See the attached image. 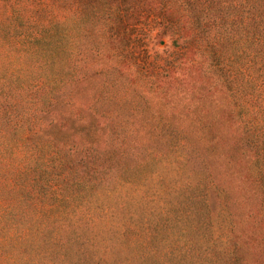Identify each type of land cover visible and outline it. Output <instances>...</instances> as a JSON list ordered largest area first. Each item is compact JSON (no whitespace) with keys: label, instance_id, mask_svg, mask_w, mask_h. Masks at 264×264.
<instances>
[{"label":"trees","instance_id":"1","mask_svg":"<svg viewBox=\"0 0 264 264\" xmlns=\"http://www.w3.org/2000/svg\"><path fill=\"white\" fill-rule=\"evenodd\" d=\"M180 1L190 24L194 19L202 33L210 35L202 52L205 58L182 57L186 86L179 92L185 111L193 110V116L200 104L192 91L194 72L203 75L207 70L206 78L211 76L212 85H217L223 70L218 62L236 63L238 50L229 55L222 48L240 43L239 27L248 64L260 70L252 91L264 87V0ZM115 5L112 11L106 0H0V264H130L147 255L130 250L124 254L145 240L109 238L112 224L105 215L110 208L82 202L93 193L101 197L99 182L77 170L87 159L92 160V171L97 170L96 163L113 157L115 150L104 148L101 136L107 127L95 121L106 118L93 106L99 79L75 78L76 62L85 61L82 51L94 33L103 38L102 21L111 26V20L119 19L118 24L128 28L127 23H136L144 11L155 10L150 3L140 9L136 0H117ZM89 82L97 85L92 95L87 93L93 88ZM72 86H77L76 92L67 94ZM200 114L189 121L188 113L180 115L186 131L204 143L217 141L224 174L234 172L238 178L244 174L242 200L252 202L253 192L264 202V142L252 146L247 157L231 156L219 125L206 124ZM230 264H236L233 256Z\"/></svg>","mask_w":264,"mask_h":264},{"label":"rangeland","instance_id":"2","mask_svg":"<svg viewBox=\"0 0 264 264\" xmlns=\"http://www.w3.org/2000/svg\"><path fill=\"white\" fill-rule=\"evenodd\" d=\"M106 2L114 11L117 0ZM147 3L155 10L144 11L136 23H127L128 28L119 25V19H110L111 26L102 21L103 38L94 33L82 51L85 61L76 62L75 78L99 79V87L93 84L96 88L89 82L93 88L87 93L92 95L95 88L93 106L106 117L95 121L106 124L104 148L115 150L113 157L96 163L97 170L92 171L90 159L78 167L79 174L90 175L100 185L101 197L93 193L82 202L110 208L105 215L112 224L109 238L145 240L135 250H124L147 253L130 264H230L232 256L236 264H264V202L253 192L252 202L243 201L244 174L226 176L225 161L216 153L218 142L196 140L180 118L188 113L189 121L202 113L206 124L219 125L231 156L247 157L252 146L263 145L264 87L252 91L260 70L248 64L242 27L237 30L240 43L222 48L229 55L238 52L236 63L218 62L223 70L217 85H212L211 76L206 78L207 70L192 74L194 100H200L192 116L193 110L183 108L179 92L186 86L182 57L199 59L210 35L202 33L191 15L190 24L180 0H136L140 9ZM76 90L72 86L67 94ZM244 122L249 126L243 127ZM250 175L254 180V173Z\"/></svg>","mask_w":264,"mask_h":264}]
</instances>
